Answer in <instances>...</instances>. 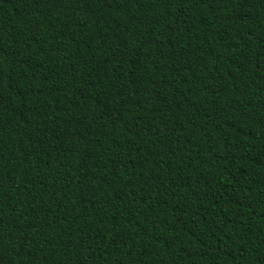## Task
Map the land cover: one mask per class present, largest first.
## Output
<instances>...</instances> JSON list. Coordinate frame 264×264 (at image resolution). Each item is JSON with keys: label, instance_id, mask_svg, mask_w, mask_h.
<instances>
[{"label": "trees", "instance_id": "obj_1", "mask_svg": "<svg viewBox=\"0 0 264 264\" xmlns=\"http://www.w3.org/2000/svg\"><path fill=\"white\" fill-rule=\"evenodd\" d=\"M0 264H264V0H0Z\"/></svg>", "mask_w": 264, "mask_h": 264}]
</instances>
